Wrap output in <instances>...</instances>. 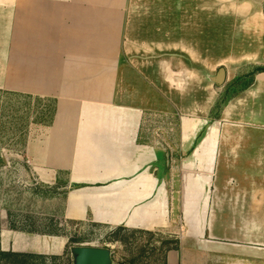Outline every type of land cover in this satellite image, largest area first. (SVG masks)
<instances>
[{"label": "crops", "instance_id": "1", "mask_svg": "<svg viewBox=\"0 0 264 264\" xmlns=\"http://www.w3.org/2000/svg\"><path fill=\"white\" fill-rule=\"evenodd\" d=\"M241 6L0 0V90L53 102L26 157L64 182L65 219L168 233L163 264H264V70L210 116L241 70L264 67V0H243L239 30Z\"/></svg>", "mask_w": 264, "mask_h": 264}, {"label": "rangeland", "instance_id": "2", "mask_svg": "<svg viewBox=\"0 0 264 264\" xmlns=\"http://www.w3.org/2000/svg\"><path fill=\"white\" fill-rule=\"evenodd\" d=\"M239 1L243 6V0ZM252 6L261 7V3L257 1ZM241 14L239 30L250 26V21H243V7ZM260 16L264 17V12ZM226 87L221 89L222 95ZM52 108L53 102L48 100L0 90V252L15 251L13 247L15 252H23L17 250L23 246L20 243L33 248L35 242L42 240L49 253H43L42 246L38 252H28L45 256H37L28 264H73L71 249L77 245L108 247L115 264H163L165 242L174 238L168 233L119 231L93 222L65 219L64 191L52 193L49 188L56 185L42 182L26 157L33 124L48 122ZM23 233L34 236L25 240ZM56 236L68 240L62 251L53 249ZM0 264L10 263L0 254Z\"/></svg>", "mask_w": 264, "mask_h": 264}, {"label": "trees", "instance_id": "3", "mask_svg": "<svg viewBox=\"0 0 264 264\" xmlns=\"http://www.w3.org/2000/svg\"><path fill=\"white\" fill-rule=\"evenodd\" d=\"M262 70H264V67L257 66V65H253V66L249 67L248 72L244 71V69L241 70V72H240V74H238V77L236 78V80L234 82H232V84H230L229 86L227 85V87L225 88L226 89L225 94L224 95L221 94V96L219 97V99L215 103L210 116L212 118H216V117L220 118V115L223 111L224 105L227 102V97L229 95L230 89H232L233 91L241 90L244 86V77H246L248 75L254 76L256 73H258ZM241 85H242V87L240 88ZM46 109H48V108H46ZM51 110H49L50 113L52 114L51 119L48 122H39V123H51V121L53 120V117H54V105H53V108ZM63 183L64 182L61 180L59 182V185L57 184L55 187H52V188L50 187L49 189H52L51 190L52 193H54V194L58 193L59 194V191L61 190V186ZM118 230L121 231V230H130V229H128L126 227H118ZM76 241H79V240H76ZM165 243L167 244L165 251L166 250L168 251V250L173 249V248H177L179 246V240L177 238L167 240V242H165ZM0 254L2 256L6 257L10 264H28L29 261L33 260L37 256L45 257L44 255H38L35 253L15 252V251H11V252L1 251Z\"/></svg>", "mask_w": 264, "mask_h": 264}, {"label": "water", "instance_id": "4", "mask_svg": "<svg viewBox=\"0 0 264 264\" xmlns=\"http://www.w3.org/2000/svg\"><path fill=\"white\" fill-rule=\"evenodd\" d=\"M218 80L221 85L224 83L225 69L221 68ZM71 251L73 264H115L108 247L77 245Z\"/></svg>", "mask_w": 264, "mask_h": 264}]
</instances>
